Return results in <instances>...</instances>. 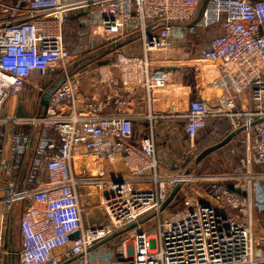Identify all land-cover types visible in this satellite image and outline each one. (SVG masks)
Returning <instances> with one entry per match:
<instances>
[{
	"label": "built area",
	"instance_id": "2783aa9c",
	"mask_svg": "<svg viewBox=\"0 0 264 264\" xmlns=\"http://www.w3.org/2000/svg\"><path fill=\"white\" fill-rule=\"evenodd\" d=\"M71 18L95 30L89 50L100 33L115 43L139 36L144 56L118 50L113 62L94 69L100 84L132 91L153 88L147 52L171 48L174 25L190 24L181 37L212 33L201 55L215 67L219 94L191 100L178 118L190 139L219 118L233 131L247 127L230 180L210 177L203 196L165 216L174 200L162 210L164 203L191 173L165 189L170 170L158 156L154 126L137 141L133 116L103 115L82 98V77L72 73L64 42ZM58 67L65 80L44 112L6 113L36 76L49 77ZM246 92L256 102L241 112L237 100ZM258 167H264V0H0V174L6 179L0 181L6 192L5 198L0 193V264L14 254L8 220L20 203L16 264H264V171L254 172ZM148 219L153 229L145 227Z\"/></svg>",
	"mask_w": 264,
	"mask_h": 264
},
{
	"label": "crops",
	"instance_id": "0c3cea01",
	"mask_svg": "<svg viewBox=\"0 0 264 264\" xmlns=\"http://www.w3.org/2000/svg\"><path fill=\"white\" fill-rule=\"evenodd\" d=\"M189 26L190 24L174 25L171 48L147 52L148 59L153 65V76L155 77L151 91L147 88L132 91L130 88H124L120 83V89L119 86L116 88L115 85L100 84L94 70L99 63L92 59H88L84 64L80 62L81 59H85L87 56L78 59L76 57L71 66L73 74L82 77V98L92 101L96 105V108H98V112H101L103 115L124 112L133 116L135 139L137 141L151 134V126H154L158 156L167 165L177 162L171 156L173 149L180 152L186 148V144L183 141L179 143V139L182 140L181 135H185L183 131L185 121L178 117L186 113L191 100L205 99L210 101L219 94L215 86L212 85L216 78L215 67L210 62L204 60L201 55L202 50L208 45L212 33L208 30H201L200 34L188 32L185 37H181L179 32ZM102 45V49L106 48L109 50V47L114 44L104 42ZM118 50L129 57L145 55L144 42L133 35L128 38L127 44L120 48H115L109 55L105 54V56H101L99 61L104 63L113 62L116 57L113 55H117ZM90 51L88 54H92L98 50L93 49ZM56 80L47 86L42 85V87L49 89ZM39 85L31 84V87L39 91L37 88ZM40 97L42 98L41 94ZM18 98L19 96L7 104L6 113H12L18 117L32 116V113H25L23 108L20 109V106L16 109L15 107H10L12 102L19 101ZM255 102L250 92H246L238 98L237 109L241 112H248L254 108ZM37 103L34 114L44 112L41 102ZM156 117H159V119L157 122H154V118ZM217 120L210 122L209 131L214 128L218 122ZM244 137L245 133L242 132L234 139L237 140L236 143L238 144ZM253 171L262 170L254 169ZM3 180H6L4 173L0 174V181ZM5 189L6 187L3 185L1 191ZM0 193L3 198L6 197L5 191Z\"/></svg>",
	"mask_w": 264,
	"mask_h": 264
},
{
	"label": "rangeland",
	"instance_id": "374dc122",
	"mask_svg": "<svg viewBox=\"0 0 264 264\" xmlns=\"http://www.w3.org/2000/svg\"><path fill=\"white\" fill-rule=\"evenodd\" d=\"M8 1V0H4ZM81 26L85 27L86 29V36H82L83 32H81L79 35L73 30L72 33V39H69V46L70 48H73V50L70 53V59L68 60L69 65H72L73 62L78 58H82L83 56H87L88 53L91 51L86 48V42L89 38L90 34L95 31L92 29L91 26L83 25L80 23ZM76 29V28H75ZM92 36V35H91ZM93 37V36H92ZM96 40H98V45H96L94 50H100L102 48V44L104 42H108L109 44H115V42H112L108 36H106L104 33H100V35L95 36ZM136 37L139 38V36L136 35ZM101 46V47H100ZM115 46V45H114ZM113 46V47H114ZM97 52V51H96ZM80 56V57H78ZM112 56V55H111ZM113 56H116L114 54ZM61 70L62 67H58L54 72H51L49 77L46 78H38V76L35 78L33 85H39L47 86L54 80H58L61 78ZM31 84H29L26 87V92L24 91L23 94L19 95V101H14L10 104L11 108L15 109L20 106V109L23 108L25 113L35 115L34 111H36L37 102H41L40 94L43 96V94L37 89H33L31 87ZM34 90V91H33ZM39 96V98H38ZM21 113V112H20ZM24 113V114H25ZM21 114V115H24ZM208 132V134H207ZM181 139H179V143L183 141L184 144H186V148L181 150L180 152L174 151L173 149L171 156L174 157V159L177 161L176 163L168 164V168L170 170L169 173H166L163 175V181L165 189H167L166 183H168V188L171 190L174 187V184L176 183L178 177H181L187 171V169L192 165L193 162H195L197 156L202 152L204 147L206 145L210 144H217L220 141H222V136H218L215 133L209 134V130H205L202 133L199 134V136L196 139H190L186 137V135H181ZM236 139V138H235ZM233 139L230 141L226 146L222 147L221 149L211 153L210 155L206 156L200 163H197L193 171L191 172L190 176L188 177V182L186 187L181 190L176 198L174 199L171 206L167 209V212L165 213V216L172 215L175 213H179V211H184V209L187 207L186 201H193L196 196H203V191L205 190V187L208 184L210 177H219L223 178L224 182L226 181V178L230 180L229 176L233 172V170L236 168V166L239 164V160L243 156L245 152V148L241 147V145L236 143L237 140ZM199 141V145H194ZM264 168H262L263 170ZM264 171V170H263ZM23 215V204H17L14 207V210L11 212L9 216V222H8V246L10 247L11 243L14 249L17 251L21 248V218ZM151 217V216H150ZM13 220H16V223H14ZM260 220L262 221V225L264 227V214L260 216ZM149 219L146 221L145 227L153 229L155 225V221L148 222ZM13 225H15V230L13 228ZM13 229V236L11 235V231ZM17 256H14L11 254L7 258V263L11 264L12 262H17Z\"/></svg>",
	"mask_w": 264,
	"mask_h": 264
},
{
	"label": "trees",
	"instance_id": "16d2710c",
	"mask_svg": "<svg viewBox=\"0 0 264 264\" xmlns=\"http://www.w3.org/2000/svg\"><path fill=\"white\" fill-rule=\"evenodd\" d=\"M76 28V29H75ZM86 28L83 26H81V24H80V21H79V19L78 18H71L66 24H65V26H64V42H65V45H66V47H67V49H68V52H69V54L71 53V51L73 50V48H70V46H69V39L71 38H73L72 37V33L71 32H73V30H75V32L77 33V35H79L81 32H86V30H85ZM134 36H136V35H134ZM120 42H125V44H127V42H128V38L127 39H124V40H122V41H120ZM124 44V45H125ZM114 45H112V46H110L109 47V50L108 49H106V48H101L100 50H98L97 52H94V53H92V54H88L87 55V58H85V59H81L80 60V62L81 63H86L87 61H88V59H92L93 61H95L96 60V62L97 63H99L98 65H102V64H104V62H101V61H99V59H101L100 57L101 56H105V54H110L114 49H115V46L113 47ZM91 60V61H92ZM99 61V62H98ZM79 62V61H78ZM78 62H76V63H78ZM106 63V62H105ZM73 65V64H72ZM71 65V66H72ZM72 69V68H71ZM72 73H73V71H72ZM218 122L216 123V125L214 126V128H212L210 131H209V134L211 135V134H213V133H215L216 135H218V136H222V138L224 139L226 136H228L233 130H232V125H231V123H230V121L228 120V119H226V118H219L218 120H217ZM207 134H208V132H207ZM197 138V137H196ZM196 138H193V139H196ZM222 139V140H223ZM199 145V141L197 142V143H195L194 145ZM213 144H210V145H206V147H204V149L203 150H205L206 148H208L209 146H212ZM202 150V151H203ZM257 170H262V167H258V168H256ZM14 221V223H16V220H13ZM15 225H13V228H14V230H15V227H14ZM12 247H14V244H13V246Z\"/></svg>",
	"mask_w": 264,
	"mask_h": 264
},
{
	"label": "water",
	"instance_id": "95a60500",
	"mask_svg": "<svg viewBox=\"0 0 264 264\" xmlns=\"http://www.w3.org/2000/svg\"><path fill=\"white\" fill-rule=\"evenodd\" d=\"M125 44V42H116L115 48H120ZM64 78H60L58 80H56V82H54L50 88L47 90V92H45L41 98V106L44 108V110L48 107L49 105V101H50V97L51 94L64 82ZM256 122H254L253 124H256ZM247 127H242L238 130L232 131L228 136H226L222 141H220L217 144H214L212 146H209L208 148H206L205 150H203L196 158L195 162L187 169L186 171V175H189L191 173V171L193 170V167L197 164L200 163L206 156L210 155L211 153L217 151L218 149L226 146L230 141H232L237 135H239L240 133L244 132L246 130ZM182 188V183H179L176 188L172 191V193L170 194L169 198L167 199V201L164 203L162 210H164L169 204L172 203V201L176 198V196L178 195L179 191ZM144 222V220H143ZM136 227L135 224L130 225L129 227H127L125 229L126 230H131L134 229ZM11 235L13 236V229L11 231ZM117 234L113 235L111 238H114ZM110 238V239H111ZM108 240L103 241L102 243L106 242ZM12 245V243H11ZM11 248L13 249L14 252V256H16L17 250L14 249V247L11 246ZM11 264H16L15 262H12Z\"/></svg>",
	"mask_w": 264,
	"mask_h": 264
},
{
	"label": "bare ground",
	"instance_id": "6f19581e",
	"mask_svg": "<svg viewBox=\"0 0 264 264\" xmlns=\"http://www.w3.org/2000/svg\"><path fill=\"white\" fill-rule=\"evenodd\" d=\"M86 166L90 169H93L96 166V164L92 159H87Z\"/></svg>",
	"mask_w": 264,
	"mask_h": 264
}]
</instances>
